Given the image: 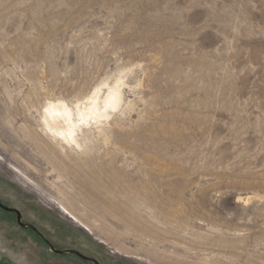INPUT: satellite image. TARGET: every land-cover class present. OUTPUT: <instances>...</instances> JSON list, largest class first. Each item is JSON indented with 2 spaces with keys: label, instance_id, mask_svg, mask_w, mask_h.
Returning a JSON list of instances; mask_svg holds the SVG:
<instances>
[{
  "label": "rangeland",
  "instance_id": "374dc122",
  "mask_svg": "<svg viewBox=\"0 0 264 264\" xmlns=\"http://www.w3.org/2000/svg\"><path fill=\"white\" fill-rule=\"evenodd\" d=\"M0 202V264H264V0H0Z\"/></svg>",
  "mask_w": 264,
  "mask_h": 264
},
{
  "label": "bare ground",
  "instance_id": "6f19581e",
  "mask_svg": "<svg viewBox=\"0 0 264 264\" xmlns=\"http://www.w3.org/2000/svg\"><path fill=\"white\" fill-rule=\"evenodd\" d=\"M105 86L107 90L103 95H100L101 89L97 88L84 103L73 106L63 102L48 103L41 114L44 130L51 137L60 138L66 145L79 147L77 132H83L84 128L93 125L101 127L102 121L107 120L123 105L121 85L116 82L113 86ZM70 218L77 221L73 216Z\"/></svg>",
  "mask_w": 264,
  "mask_h": 264
},
{
  "label": "water",
  "instance_id": "95a60500",
  "mask_svg": "<svg viewBox=\"0 0 264 264\" xmlns=\"http://www.w3.org/2000/svg\"><path fill=\"white\" fill-rule=\"evenodd\" d=\"M0 209L5 211V212H8V213H12L16 216V222L19 226L23 227V228H30L32 231H35L36 232V229L30 225H24L22 222H21V214L19 213L18 210L14 209V208H9V207H6L5 205H3L1 202H0ZM41 236V235H39ZM50 249L55 253V254H58V255H64V254H72L76 257H78L79 259L83 260V261H86V262H90L92 264H99L95 259L93 258H90V257H86L82 254H80L78 251H75V250H65V251H59V250H55V249H52L51 246H50Z\"/></svg>",
  "mask_w": 264,
  "mask_h": 264
}]
</instances>
